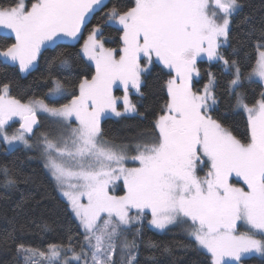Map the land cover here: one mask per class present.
Here are the masks:
<instances>
[{"label": "snow or ice", "instance_id": "1", "mask_svg": "<svg viewBox=\"0 0 264 264\" xmlns=\"http://www.w3.org/2000/svg\"><path fill=\"white\" fill-rule=\"evenodd\" d=\"M243 6L241 0H134L131 7L113 6L102 20L121 27L123 47H105L104 24L94 26L79 55L94 62L95 74L72 84L78 94L67 103L49 104L35 96L25 103L10 94L9 83L0 85V139L9 149H39L84 231L79 251L72 236L66 244L50 243L44 250L17 243L24 264H37L36 258L43 264H138L140 245L125 233L133 225H143L146 211L151 215L148 223L156 229L186 225L187 236L198 251L210 256V264H239L245 254L264 256V239L256 238L264 237V92L249 106L238 91L245 81L264 84V22L251 70H243L232 58L238 55L236 49L230 56L220 51L229 44L231 18ZM105 7L106 0L0 2V28L15 37L0 57L28 73L42 48L78 42L88 19ZM248 22L245 17L243 23ZM256 31L252 25L245 35ZM201 55L219 61L232 76L228 87L236 107L247 113L246 139L212 116L218 103L213 73H208L202 89L193 90ZM153 59L175 70L165 85L169 99L135 143L117 144L115 137L106 138L101 119L108 112L117 117L142 115L128 93L132 89L144 95L142 76ZM48 63L50 68L70 67L73 54L59 52ZM51 84L45 93L50 100L68 94L60 79L51 77ZM115 87L123 88L122 97L113 94ZM121 103L122 111L117 109ZM38 113L53 122L52 129L35 131L41 126ZM14 117L21 123L9 133ZM205 162L208 170L200 176ZM0 176L6 189L18 183L8 166L0 167ZM234 176L243 186L231 182ZM121 183L123 194H115ZM238 224L246 231H238ZM140 231L135 229L137 235ZM149 246L156 247L151 241Z\"/></svg>", "mask_w": 264, "mask_h": 264}, {"label": "trees", "instance_id": "2", "mask_svg": "<svg viewBox=\"0 0 264 264\" xmlns=\"http://www.w3.org/2000/svg\"><path fill=\"white\" fill-rule=\"evenodd\" d=\"M0 2L7 3L8 0H0ZM241 2L243 8L231 18L229 44L222 47L221 52L225 56H230L233 49H236L238 55L232 58L239 60L242 69L248 71L257 58L259 28L264 22V0H241ZM133 3L134 0H107V7L88 19L83 37L88 35L97 24H104L102 17L109 8L131 7ZM245 17H249L248 23H243ZM252 25L256 26L257 31L251 36H246L245 33ZM122 36L120 27L104 24L103 38L108 48L121 49ZM82 39L75 43L59 42L54 48H43L34 70L27 74L21 73L16 65L6 63L0 57V85L9 83L10 94L21 101H27L35 96L58 105L71 98L72 94H78L73 93L72 84L77 83L83 76L91 79L95 74L94 65L86 57L79 55ZM241 41L243 43H240ZM13 43H15L13 36L0 34V52ZM62 51L73 54L71 66L50 68L48 63L50 58ZM197 67L201 75L198 79H192L193 90L202 89L208 82V73H213L216 78L214 91L218 103L212 110V115L221 119L238 138L246 139L249 134L247 115L236 107L235 94L228 87V81L232 76L224 70L219 61L199 60ZM173 74H175L174 69H168L156 62L152 64L144 75L141 88L144 95L131 94L142 115L105 117L101 121V127L106 138L115 137L117 144L130 145L139 138L138 133L150 129L152 121L162 114L161 109L169 99L165 85ZM51 77L60 79L68 87V96L63 100L52 101L45 96L52 87ZM238 91L243 92L245 103L251 106L260 99L264 87L258 81H245ZM116 92L120 90L117 89ZM43 127L41 126L42 129ZM0 145V167L8 166L18 177L17 185L6 189L2 184L3 177L0 176V264H24L23 259L17 254V243H25L44 250L50 243L66 244L68 237L72 236L77 245L76 250L79 251L78 245L83 241L84 231L43 162L35 157L33 152L23 147L6 150L2 139ZM129 154L135 155V152L130 151ZM128 166L136 167L138 164L129 163ZM207 170L208 164L205 162L198 174L204 176ZM122 190L123 186L119 193L123 194ZM18 204L22 206L17 207ZM185 227L187 226L175 225L159 233L150 229L147 224L142 225L140 235H135V240L140 245L138 264H210V256L196 249L195 242L184 231ZM241 227L238 225V228L246 231ZM150 241L156 247H150ZM165 248L169 251H165ZM233 264L236 262L233 261ZM239 264H264V256L252 254L242 258Z\"/></svg>", "mask_w": 264, "mask_h": 264}, {"label": "rangeland", "instance_id": "3", "mask_svg": "<svg viewBox=\"0 0 264 264\" xmlns=\"http://www.w3.org/2000/svg\"><path fill=\"white\" fill-rule=\"evenodd\" d=\"M107 1V0H106ZM86 24H87V22H86ZM86 24H85V26H86ZM85 26L82 28V42H84V40L87 38V35L86 36H84L83 37V34H84V30H85ZM118 27H120L119 25H117ZM121 28V27H120ZM7 34V35H11V36H13L14 37V34L10 31V30H7V29H3V28H0V34ZM15 38V37H14ZM80 39V40H81ZM103 40L105 41V39L103 38ZM105 43V42H104ZM83 44V43H82ZM105 47H107L108 48V46H107V44H105ZM43 49V48H42ZM220 51H221V49H220ZM3 58V57H2ZM4 59V58H3ZM208 60V58H207V56L206 55H201V57H199L198 59H197V62L199 61V60ZM5 60V59H4ZM93 65H94V67H95V64H94V62L93 61H90ZM160 63V64H162L163 65V63L162 62H160V61H157L156 59H153V62H152V64H154V63ZM141 63L142 64H144L145 63V61H141ZM36 64H37V62H36ZM152 64L151 65H149L148 66V71H149V69H150V67L152 66ZM17 67H18V65H16ZM197 66V65H196ZM198 68V67H197ZM147 71V72H148ZM200 72V71H199ZM23 74H27V73H23ZM146 74V73H145ZM145 74H143V76H142V79L144 80V75ZM201 75V74H200ZM200 75L199 76H193V78H196V79H198L199 77H200ZM175 76V74H173L171 77H170V79L171 78H173ZM255 81H258V82H260L258 79L257 80H255ZM261 83V82H260ZM263 85V87H264V84H262ZM117 89H119L120 90V92H116L117 91ZM113 94L114 95H116V96H118V97H122L123 95H124V91H123V88L122 87H115L114 89H113ZM129 96H130V98L132 99V95L133 94H135V92H134V90H132V89H129ZM132 94V95H131ZM68 96V94H66L63 98H61V99H58V100H63L64 98H66ZM48 98V97H47ZM49 99V98H48ZM71 98H68V99H66L65 101H63V102H61L60 104H62V103H67L69 100H70ZM45 100V102L46 103H49V104H51L50 102H49V100H47V99H44ZM22 102H27V101H22ZM117 109L118 110H120V111H122L123 110V105H122V103L121 104H118L117 105ZM239 110H242V111H244L242 108H238ZM244 113L247 115V113L244 111ZM211 114H212V112H211ZM38 115L39 116H41V126H44L43 127V129L41 128H39L36 132L37 133H39V132H42V131H47V130H49V129H52L53 128V122L51 121V120H49L45 115H43V114H40V113H38ZM127 115H134V114H127ZM213 116V115H212ZM105 117H114V118H119V117H117V116H115V114L114 113H111V112H108V113H106L103 117H102V119H101V121L105 118ZM43 121V122H42ZM10 123V127L8 128V131H9V133H11L13 130H15L16 128H18V126H19V124L21 123V121H20V119L18 118V117H14L13 118V120L12 121H10L9 122ZM43 124V125H42ZM4 144H5V142H4ZM17 147H23V145H19V146H17ZM5 148H6V150H11V149H13V148H11V149H9L8 148V146L5 144ZM16 148V147H15ZM24 148V147H23ZM0 149H1V145H0ZM26 150H28V149H26ZM28 151H30V152H33V154H34V156L35 157H38L42 162H43V164H44V166H45V161H44V159L42 158V156H41V154H40V151H39V149H33V150H28ZM131 155V154H130ZM47 171H48V169H46ZM48 173H49V175L51 176V174H50V172L48 171ZM52 177V176H51ZM232 183H234V184H236L237 186H243V182L238 178V177H233L232 178V181H231ZM123 185H122V183L121 184H118V186L115 188V194H121V193H119V190H120V188L122 187ZM59 189V188H58ZM59 191H60V189H59ZM60 193H61V191H60ZM62 195V194H61ZM64 197V196H63ZM65 199H66V197H64ZM67 200V199H66ZM86 202V201H85ZM130 215H135V211H133L132 213H130ZM151 220V215H150V213H148L147 211H146V215H145V217H144V220H143V225L144 224H147L149 227H150V229H152V230H154V231H156V232H159V233H162V232H164V231H166L167 229H169V228H171V227H173V225H170L167 229H165V230H159V229H156L154 226H152V225H150L149 223H148V221H150ZM79 221V220H78ZM239 225V224H238ZM175 226V225H174ZM137 227H139L140 229H142V225H139V224H136V225H133L132 226V228L129 230V231H127L126 233H125V235L127 236V239L129 240V241H131V240H133V239H135V235L136 236H138L137 234H136V232H135V229L137 228ZM239 227H240V225H239ZM241 228H243V229H245L244 227H241ZM238 231H240V232H243V230L242 229H240V228H238ZM140 233H141V231H140ZM140 233H139V235H140ZM257 239H264V237H260V236H257L256 237ZM252 254H258V255H261V254H259V253H252ZM252 254H245L242 258H244V257H247V256H250V255H252ZM62 255H64V254H62ZM67 255L68 256H71L72 255V253L71 252H68L67 253ZM37 259V264H43V261L42 260H40L39 258H36ZM73 263H78V262H75V261H72V262H70V264H73Z\"/></svg>", "mask_w": 264, "mask_h": 264}, {"label": "water", "instance_id": "4", "mask_svg": "<svg viewBox=\"0 0 264 264\" xmlns=\"http://www.w3.org/2000/svg\"><path fill=\"white\" fill-rule=\"evenodd\" d=\"M37 116H38V120L40 121V125H41V119H40V116L37 114ZM20 125V124H19ZM41 127V126H40ZM39 127V128H40ZM18 128H19V126H18ZM39 128H37L35 131H37Z\"/></svg>", "mask_w": 264, "mask_h": 264}, {"label": "flooded vegetation", "instance_id": "5", "mask_svg": "<svg viewBox=\"0 0 264 264\" xmlns=\"http://www.w3.org/2000/svg\"><path fill=\"white\" fill-rule=\"evenodd\" d=\"M41 119V118H40Z\"/></svg>", "mask_w": 264, "mask_h": 264}]
</instances>
